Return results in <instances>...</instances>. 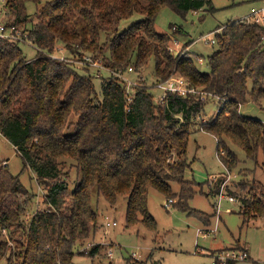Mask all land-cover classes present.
<instances>
[{"label":"trees","instance_id":"1","mask_svg":"<svg viewBox=\"0 0 264 264\" xmlns=\"http://www.w3.org/2000/svg\"><path fill=\"white\" fill-rule=\"evenodd\" d=\"M41 1L5 3V12L13 16L7 26L31 22L28 31L37 52L27 60L16 42L0 37V134L43 185L52 210L31 219L15 252L7 251L6 242L0 240V260L5 259V264H73L76 241L97 228L93 189L110 205L125 197L127 227L138 223L155 227L147 209L151 188L167 198L178 193L179 200L195 194L191 190L187 194L183 174L189 166V128L204 104L192 95L176 93L167 95L163 103L154 102L146 85L135 87L128 97L125 83L113 74L101 82V99L94 101L92 78L49 56L57 42L69 51L79 48L94 59L100 57L111 72L130 64L139 71L153 58L157 76L166 79L179 72L195 88L220 97V112L201 122L200 129L216 138L228 170L239 159L226 140L254 162L261 154L264 170V121L240 112V105L249 100L264 99L263 26L235 23L223 32L215 31L218 48L208 56L210 72L203 73L190 57L179 59L170 52V37L156 30L155 16L162 6L182 17L199 9L213 11L212 0H46L36 8V22L28 21L26 4ZM134 15L143 18L119 31L121 22ZM177 28L174 33L180 31ZM70 126L74 130L65 133ZM69 160L78 174L73 188L62 178L61 165ZM171 182L179 185L177 193ZM239 185L247 186L243 180ZM18 192L26 193L19 177L0 168V230L13 225L17 215L5 209L3 198ZM240 204L243 223L264 216V183L253 180ZM99 249V244L93 245L89 256L93 258Z\"/></svg>","mask_w":264,"mask_h":264},{"label":"rangeland","instance_id":"2","mask_svg":"<svg viewBox=\"0 0 264 264\" xmlns=\"http://www.w3.org/2000/svg\"><path fill=\"white\" fill-rule=\"evenodd\" d=\"M44 1L46 0L38 5L26 4L28 21L36 22V8ZM5 3L6 0L4 4L0 1V24L7 26L6 24L13 23V16L5 12ZM212 4L213 11H189L185 17L168 6H162L155 16L156 30L170 37V52L178 55L179 59L190 57L203 73L210 72L208 56L218 48L214 32H223L235 23H248L244 18L248 16L250 8L263 6L264 0H212ZM142 18L141 15H134L123 20L119 31ZM30 26L31 22L26 25L19 22L14 26L13 37L5 38L16 42L27 60L37 52V47L29 36ZM177 27L180 31L174 33ZM212 38L216 41L213 44L210 42ZM78 50L79 48H74L69 51L62 43L57 42L49 56L68 64L77 74L91 77L90 82L95 86L94 101L101 99V82L112 74L125 83L128 97L133 96L134 88L139 85L150 87L154 102L161 96L162 91L154 86L165 78L155 74L153 58H150L147 67L139 71L130 64L117 71L121 75L119 76L106 68L100 57L94 59L92 54ZM180 75L183 76L179 72L171 74ZM196 89L198 93L191 97L199 99L204 108L189 128L186 149L189 166L183 174L187 180V194L190 190V193L194 191L195 194L191 198L179 200V185L171 182L172 191L177 195L168 197L173 202L164 207L168 199L166 194L151 188L147 192V209L156 221L155 227L150 228L144 223L127 227L125 197L118 198L115 205H110L93 189L92 206L97 212V228L89 237L76 241L73 264H210L212 255L241 248L247 249L249 257L234 264H264V216L250 218L243 223L239 212L240 199L247 194L250 183L253 180L264 183V170L260 167L261 154L258 155L257 162H254L238 146L226 140L228 147L239 159L237 166L228 170L221 162L216 138L200 129L201 122H206L220 112L223 101L199 86ZM240 112L264 121V99L260 102L249 100L240 105ZM70 119L75 121L76 116L71 115ZM74 128L70 126L65 133H71ZM4 167L18 176L26 189V193L6 194L2 201L5 209L17 215L14 216L13 225L0 230V240L6 242L7 251L15 252L16 244L24 242L23 235L28 232L31 219L39 212L51 211L52 207L46 201L45 190L37 181L36 175L27 167L24 168L16 148L0 134V168ZM61 168L62 178L69 188H73L78 179L76 164L69 160ZM212 175L216 176L215 180L211 178ZM228 176L230 177L227 179ZM242 180L247 184L246 188L239 185ZM219 192L234 196L235 201L222 198L218 202ZM180 202L185 209L180 207ZM110 220H115L117 225L106 226L105 222ZM204 221L209 223L205 224ZM95 244H99L100 249L92 258L89 251ZM0 264H5V259H1Z\"/></svg>","mask_w":264,"mask_h":264},{"label":"built area","instance_id":"3","mask_svg":"<svg viewBox=\"0 0 264 264\" xmlns=\"http://www.w3.org/2000/svg\"><path fill=\"white\" fill-rule=\"evenodd\" d=\"M0 1H3V4L5 2V0H0ZM244 19H246L248 23H254L259 26L264 27V5L259 6V7L252 6L249 10L248 16H246ZM13 30H14V26H5L4 24H0V37L2 38L13 37V34H12ZM210 42L212 44L215 43L214 38L210 39ZM128 69L131 70V67H129ZM114 72H116L114 73L115 75L121 76L119 72L118 73L117 71H114ZM155 87H157L158 89L162 91L161 96H159L158 98V102L160 103H163L167 95H169L170 93H176L177 95L184 96V97H188L196 92L198 93L197 89L194 86H192L190 82L181 75L180 76H170L166 78L165 80L157 83ZM229 177L230 176H228L227 179ZM211 178L215 180L216 176L212 175ZM222 198H225L230 202L235 201L234 196L219 192L218 202H220ZM172 202H173L172 198H168L167 201L164 203V207H167ZM105 225L108 227L116 226L117 222L115 220H112V221L110 220V221H106ZM247 257H249V255L245 248H241L240 250L229 249L228 251H222L220 253H217L214 256L212 255L210 264H216L217 262L225 263L228 260L236 262V261L245 260Z\"/></svg>","mask_w":264,"mask_h":264},{"label":"crops","instance_id":"4","mask_svg":"<svg viewBox=\"0 0 264 264\" xmlns=\"http://www.w3.org/2000/svg\"><path fill=\"white\" fill-rule=\"evenodd\" d=\"M246 249V248H245ZM247 250V249H246Z\"/></svg>","mask_w":264,"mask_h":264}]
</instances>
